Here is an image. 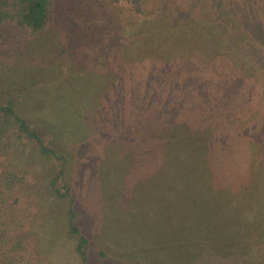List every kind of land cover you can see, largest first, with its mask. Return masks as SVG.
<instances>
[{"label":"rangeland","instance_id":"rangeland-1","mask_svg":"<svg viewBox=\"0 0 264 264\" xmlns=\"http://www.w3.org/2000/svg\"><path fill=\"white\" fill-rule=\"evenodd\" d=\"M260 2L147 0L128 12L124 0H53L35 33L19 0H0V104L14 103L49 151L0 121V185L18 178L0 193L14 262L264 264V220L238 243L216 209L238 199L245 222L264 210ZM157 116L188 133L164 185L159 158L143 154L158 147ZM64 160L56 186L73 204L49 193Z\"/></svg>","mask_w":264,"mask_h":264},{"label":"trees","instance_id":"trees-1","mask_svg":"<svg viewBox=\"0 0 264 264\" xmlns=\"http://www.w3.org/2000/svg\"><path fill=\"white\" fill-rule=\"evenodd\" d=\"M22 9H21V23L24 24L26 27L31 29L33 32L38 33L42 31V28L47 24L48 17L50 18V7L53 3V0H19ZM71 1V0H68ZM75 2V0H73ZM127 1V11L130 12V10L138 12H141V9L144 8V5H142L143 2H146L147 0H124ZM164 2V0H161ZM168 3H173L174 0H166ZM194 3L195 0H188V2ZM219 5L222 7L226 3H228V0H217ZM230 3L232 0H229ZM254 3L261 1V4H264V0H252ZM229 3V4H230ZM237 3H234V5ZM182 5V4H181ZM233 5V6H234ZM169 14V13H168ZM139 16V15H138ZM92 19L93 24H87V31H94V28H96V21L97 19ZM153 21H151L152 23ZM150 23V24H151ZM139 26V25H138ZM140 27V26H139ZM137 27L135 29L140 28ZM209 28V26H208ZM134 29V30H135ZM167 29V28H166ZM130 30V36L132 37L136 31ZM168 30V29H167ZM184 29L177 30V31H183ZM129 33V32H127ZM147 37V35L145 36ZM134 38H138L137 33ZM137 42V41H134ZM111 47L114 49L115 45H112V41L110 44ZM94 66H92L93 70ZM112 72V71H111ZM165 75V74H164ZM112 80V78H110ZM36 84H33V88H37ZM161 90V86L159 91ZM151 101V99H150ZM0 121L4 124L7 123V125L10 127L11 124H15L18 134L22 137L26 135L28 139H35V141L40 145L41 150L43 153H48V149L44 145L43 140L38 136L37 132L31 130L29 128V125L26 123V121L18 115L15 109L14 103H11L10 101L7 102L6 105L0 104ZM10 122L11 124H9ZM157 122H159V130L156 131L158 137L152 134L151 131H148L145 133L144 137L142 136L143 140L150 141L152 137L155 136L156 141L158 139V147L156 148L155 152L150 148V144L148 142H145L143 147V154L147 157L157 156L159 158V166H162L163 175L165 177L163 182H160V185H164L167 182V179L169 177L170 179V170L171 165L175 162L181 161V159L186 157V148L185 144L188 139V133L184 132L183 130H178V128H174L171 125L164 124L163 120H160L157 116ZM126 132L124 136L119 140H121L119 143L122 145L123 148H127L130 145V142L133 140L130 138V135L134 138L135 143V134H136V127H134V124L131 123L130 127H125ZM154 135V136H153ZM125 138V139H124ZM124 139V140H123ZM2 136H1V129H0V153H1V147H2ZM133 143V144H134ZM122 148V149H123ZM263 148V150H262ZM121 148L119 150H122ZM158 150V151H157ZM258 155L264 160V145L260 148ZM126 159V158H125ZM127 160V159H126ZM66 164V160H64V163L60 166L58 176L52 178L50 180V184L48 186L50 195H57L58 197H65L70 200V203L73 204L74 200L70 195V190L66 187V191L64 193L59 192L58 187L56 186L57 179L64 178L65 169L64 165ZM171 164V165H170ZM179 177V175L177 174ZM18 184V178L17 174L11 173L8 174L7 178L5 179V182L0 185V193L6 194V192H9L11 189H13ZM161 191H166V189H162ZM238 199L235 200L232 204H226V205H218L219 207L216 209H219L223 219L224 224L227 225L228 230L226 231V235L229 236L230 241H241L245 235H248L251 233V231L254 229L255 225L261 220H264V210H260L259 213L256 215V217H252L250 219L251 221L245 222L241 221L240 216L238 217V214H241V203L237 202ZM7 202L4 197H0V264H20L19 260L17 262L13 261V257L15 255V248L11 246L12 244V237L9 235L7 229L10 227V225H13V221L11 222L9 220L8 215V207ZM238 217V219H236ZM20 219L18 220V223H20ZM14 224H16L14 222ZM20 229H17L16 231H19ZM264 231V227H263ZM82 242H85V238L81 240ZM239 243V242H238ZM21 240L16 244L18 247L21 245ZM82 244V243H81ZM15 246V247H16ZM82 246V245H81ZM80 246V247H81ZM85 257V256H84ZM85 259V258H84Z\"/></svg>","mask_w":264,"mask_h":264}]
</instances>
